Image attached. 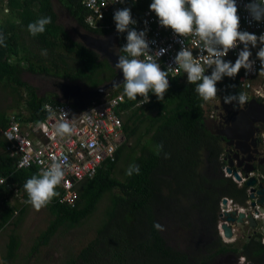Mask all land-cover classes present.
<instances>
[{"label": "trees", "instance_id": "16d2710c", "mask_svg": "<svg viewBox=\"0 0 264 264\" xmlns=\"http://www.w3.org/2000/svg\"><path fill=\"white\" fill-rule=\"evenodd\" d=\"M57 1L68 10L77 28L97 37L115 35L120 45L118 52L124 54L126 37L114 25L92 22L80 0ZM142 6L146 8L148 3ZM42 17H51L52 22L43 33L31 35L28 24ZM0 35L4 37V43L0 44V96L8 94L12 98L10 108L21 124H40L47 116L45 104L59 103L52 93H42L39 86L23 79V73L81 82L90 88L113 78V70L105 62L71 38L52 0H0ZM168 80L169 88L162 101L152 92L147 102L139 95L136 100L124 95L123 103L115 110L123 120V139L114 162L103 163L92 178L79 183L72 208L57 203V196L53 197L46 205L51 219L34 239L32 254L47 245L59 229L67 233L86 224L100 201L107 197L104 215L101 213L103 226L77 254L68 255L63 264H217L219 257L225 260L222 264H237L240 254L246 262L264 264V245L259 233L250 236L241 247L224 243L217 233L216 244L203 253L172 245L164 232L154 227L155 223L162 225L165 204L173 213L174 223L187 228L197 215L215 222L222 197L245 196V187H238L231 178L213 180L201 173L203 153L209 150V158H219L223 150L221 139L203 125V105L207 101L197 94L195 84L170 75ZM120 92L123 84L108 96ZM8 118L7 111L0 109V128L7 126ZM169 128L173 129L170 134ZM132 139L133 144L128 145ZM6 143L0 134V149ZM157 145L163 146L159 155ZM118 163L124 168L118 170ZM131 164L139 165V174L126 175ZM116 170L122 179L115 175ZM0 174L6 177V183L0 185V229L4 230L15 211L14 225L23 220L27 204L21 206L11 197L17 191L19 198L28 200L23 185L38 174V169L35 166L17 169L15 158L0 151ZM8 238L2 260L4 264H14L19 236L12 231Z\"/></svg>", "mask_w": 264, "mask_h": 264}, {"label": "clouds", "instance_id": "9594fccd", "mask_svg": "<svg viewBox=\"0 0 264 264\" xmlns=\"http://www.w3.org/2000/svg\"><path fill=\"white\" fill-rule=\"evenodd\" d=\"M113 3L122 4L124 0H113ZM244 7L252 20H264V0H248ZM149 9L155 13L159 24L170 28L176 36L181 38L192 36L196 39V48L200 53L194 57L192 49L184 44V39H181L178 41L181 48L174 57V63L187 74V81L195 84V91L208 104V100L216 97L218 93L216 84L224 76L234 78L241 68L251 69L253 61L250 60L252 53L249 45L254 48L259 41L261 47L256 52V57L264 66V33L257 36L239 30L240 17L236 0H151ZM113 20L117 32L126 33V44L122 47L124 54L121 55L115 49L119 55L114 65L122 72L124 95L130 100H136L139 95L147 102L149 92H152L162 101L169 88V74L161 69L158 58L164 55L167 49L159 48L153 51L150 43L154 42L147 39V27L139 31L130 27L137 21L133 19L129 7L114 11ZM51 22V17L39 18L28 24V31L33 36L41 34L45 31V26ZM144 23L147 25V21ZM3 43L4 37L0 35V44ZM238 43L242 44L243 48L238 52L235 62L222 59L229 50L237 48ZM42 54L46 55V50H43ZM206 68L211 69L210 75L205 74ZM223 101L225 104H231L233 101L243 104L247 102V96L244 93L228 94L223 97ZM216 104L217 101L213 102L214 106ZM210 105L212 108L213 105ZM64 114L67 116L66 112ZM72 131L70 122L62 119L56 124L54 133L64 136L70 135ZM263 134L264 131L261 133L264 143ZM162 148V145H157V155ZM167 155L165 154V158ZM139 171V165L131 164L126 170V175L139 174ZM63 179V164L58 158L53 157L48 168L33 175L24 183L23 187L28 196L26 203H30L39 211L57 195L56 188ZM154 227L160 231L164 230L159 223H155Z\"/></svg>", "mask_w": 264, "mask_h": 264}, {"label": "built area", "instance_id": "2783aa9c", "mask_svg": "<svg viewBox=\"0 0 264 264\" xmlns=\"http://www.w3.org/2000/svg\"><path fill=\"white\" fill-rule=\"evenodd\" d=\"M80 2L90 14L92 22L101 24L109 21L114 26V11L129 7L133 19L137 21L130 27L138 31L147 27L146 36L150 42H154L150 43L153 51L159 48L167 49L165 54L158 58L161 69L166 70L170 76H176L188 83L187 74L175 65L174 57L181 48L178 42L181 39H184V44L192 49L193 56H197L200 53V50L196 48L197 41L192 36L178 37L170 28L161 26L155 13L149 9L151 0H124L122 4L113 3V0H80ZM146 2L148 6L143 8L142 3ZM236 3L240 17L239 30L248 31L257 36L264 33V20H252L244 7L248 0H236ZM100 15L102 18H99ZM122 34L126 37V33ZM115 44L118 50L120 48L118 39H115ZM260 47L259 41L254 48L249 45L252 53L250 60L253 61L250 70L241 68L234 78L224 76L217 82L218 93L215 98L219 104H225L223 97L234 91L244 93L247 101L255 98L264 102V66L256 57ZM242 48L243 45L238 43L237 48L229 50L222 59L234 63ZM210 73L211 69L206 68L205 74L210 75ZM123 101L124 93L120 92L115 96H106L91 103L85 110H77L60 101L59 103L48 102L45 104L47 116L40 124L35 125V130L27 128L23 130L21 123L13 115L7 126L0 128V134L7 142L5 153L15 158V168L24 169L35 166L38 173L50 166L53 157L58 158L63 164L64 179L56 188L55 201L72 208L78 197L77 185L85 179L92 178L103 163L114 162L115 152L123 139V120L115 110ZM215 110L216 105H213L212 113ZM62 119H67L72 125L73 131L70 135H55V126ZM29 131L36 133L32 135L28 133ZM0 181H4L0 183L4 185L6 177L0 174ZM261 242L264 244V238ZM240 259L244 258L240 257Z\"/></svg>", "mask_w": 264, "mask_h": 264}, {"label": "water", "instance_id": "95a60500", "mask_svg": "<svg viewBox=\"0 0 264 264\" xmlns=\"http://www.w3.org/2000/svg\"><path fill=\"white\" fill-rule=\"evenodd\" d=\"M82 46L93 52L100 61L113 70V78L103 85L94 88L86 87L84 83L63 80L45 76L44 78L53 83L58 96V101L71 105L77 110H85L91 103L105 98L116 87L123 84V75L114 65L118 58V53L114 54L115 37H109L108 41L93 38L90 35L81 37ZM113 50V51H112ZM48 78V79H47ZM238 111H233L234 117L232 125L225 128L211 130L209 128L210 119H204L203 123L212 134L226 139L228 145H232L235 150L233 159L229 158L226 173L230 174L233 180L240 187H245V196L242 203L235 198L222 197L220 200V211L215 227L218 235L222 239H231L234 231L237 237H243L246 229H256L264 234V171L262 165L264 157L261 156L263 142L260 145L258 135L261 132L257 125H264V102L258 99L248 100L246 103H235ZM263 132V131H262ZM259 159V164L257 160ZM222 232V233H221ZM240 255L237 264H252L246 262Z\"/></svg>", "mask_w": 264, "mask_h": 264}, {"label": "rangeland", "instance_id": "374dc122", "mask_svg": "<svg viewBox=\"0 0 264 264\" xmlns=\"http://www.w3.org/2000/svg\"><path fill=\"white\" fill-rule=\"evenodd\" d=\"M53 5L55 8V11L59 15V20L61 24H63L67 31L69 28L73 27L79 30V33L81 36L86 35L87 33H84L82 30L78 29L75 25L74 21L70 18L68 10H66L57 0H52ZM68 33L71 35V31H68ZM72 36V35H71ZM73 37V36H72ZM76 37V36H74ZM116 49V47H115ZM114 49V50H115ZM23 79L28 81L31 84H35L38 86L39 82L36 80V77L34 75L23 73ZM112 79V78H111ZM110 79V80H111ZM108 80V82L110 81ZM107 83V82H104ZM102 83V85L104 84ZM40 85L45 87V91L48 90L47 87L49 86V83L47 81H40ZM5 94V93H4ZM7 96L3 97L0 96V109H5L7 111V114H11L13 116V109L10 108V106L13 104L12 98ZM109 95V94H108ZM107 95V96H108ZM217 98H214L213 100H208L209 105L213 102L217 101ZM217 104L218 101H217ZM221 105V104H219ZM226 106L227 105H224ZM25 112L24 110H22ZM170 133L173 132L172 128H169L167 130ZM134 140H130L128 145H132ZM264 145V144H263ZM122 163V162H121ZM121 163L117 164L118 170H121L123 165ZM125 166V165H124ZM115 175L117 176V170ZM119 179H122V176H117ZM107 197H104L100 204L98 205V208L94 215L88 219L86 224H83L82 226L72 229L70 231H67V233H62L61 229L58 230L57 234L51 238L49 243L47 245H42L39 247V250L37 252H34L33 254L30 252L32 244H34V239L38 234L46 228L50 221V215L45 207H42L39 211L33 208V206L29 209H27V212L25 211L23 215V222L21 224H18L17 226H8V229L5 231H0V264H4V260H2V254L5 252V245L7 240L9 241V238H7V234H9L12 230L16 232V234L19 236V248L17 251V257L14 260V264H63V262L66 260L68 255L74 256L77 254L80 249L86 246V244L95 237V231L99 229L103 223V211L106 205L108 204ZM20 204H23L20 202ZM103 215H102V214ZM166 227H168L166 225ZM179 248H184V244H179L175 242V244H172ZM73 252V253H72ZM29 253L31 255H29ZM223 258L219 257L216 259L217 264H222L221 260ZM13 262V261H11Z\"/></svg>", "mask_w": 264, "mask_h": 264}, {"label": "flooded vegetation", "instance_id": "af4514ba", "mask_svg": "<svg viewBox=\"0 0 264 264\" xmlns=\"http://www.w3.org/2000/svg\"><path fill=\"white\" fill-rule=\"evenodd\" d=\"M101 24H110V22L106 21V22L101 23ZM68 31L72 32L71 35L73 37H71V38L74 41L81 42L82 36L79 33V30L71 27L68 29ZM83 32L87 33L85 31H83ZM86 35H90L93 38H100V39H103L106 41H108V39L110 37V36L97 37V36L89 34V33H87ZM74 36H76V37H74ZM113 36H115V35H113ZM115 53L117 54V52L114 50V54ZM97 58H98V56H97ZM98 60L100 61V59H98ZM103 62H105V61H103ZM35 77H36V80H39L38 86H39V89L42 93L49 92V93L53 94L52 97L58 96V91L56 90L53 83L49 82L48 80H46L43 77H40L37 75ZM40 81H47L49 83V86H51V87H47L48 90L45 91V87L40 85ZM106 82H108V81H106ZM87 86H89V85H87ZM259 101H262V100H259ZM233 102H235V101H233ZM233 102L231 104H224V105H227V107L223 106V104L219 105V106H218V104H216V106H218L217 107L218 109H216L214 113H212V108L210 107L211 105H209L207 102L203 105V107L205 109L203 121H204V119H210L209 120L210 121L209 128L211 130H218V129L225 128L227 125H232V120L234 117L233 111H238L239 109H241L243 107V105H242L240 108H238L235 103L233 104ZM203 125L208 130V128L206 127V125L204 123H203ZM257 126H259L260 130H261V132L258 135V139L260 141L259 144L261 145L263 142V138L261 136V133H262V131H264V125L260 124ZM214 135H216V134H214ZM216 136H218V135H216ZM219 137L221 139V144L223 145V150L220 153L219 158H214V157L209 158L210 151L207 150L206 152L203 153L204 160L202 161L200 170H201V173L205 176V178H208V179L221 180L222 178H224V179L231 178L233 180L232 176L230 174L228 175L226 173L225 167L227 166V161L229 160V158H231V159L235 158L234 157L235 150L232 148V145H228L226 139H224L221 136H219ZM261 156H263V153L261 154ZM257 163L259 164V159L257 160ZM261 167H262V169L264 168L263 165ZM218 188L224 189L223 186H218ZM219 211H220V205L218 207V213H219ZM161 213L163 215H161L162 218L160 219V221H161V224L164 226V228H163L164 229L163 230L164 236H165V238H168L172 244H175V242H177L179 244H184V247L186 249L200 250L203 253H206L207 252L206 250L211 248L212 244H216L215 241L217 239V230L215 227V223L217 220L215 222L207 221V220H204L203 218H201L200 215H197V217H194L195 220L194 219L192 220V225L190 227L186 228V225L184 227H180V226H177L178 224L176 225V223H174L173 213L171 212V210L167 204H165L162 207ZM217 219H218V214H217ZM166 225L168 227H166ZM190 233H192V234H190ZM224 261L225 260H221V263Z\"/></svg>", "mask_w": 264, "mask_h": 264}, {"label": "crops", "instance_id": "0c3cea01", "mask_svg": "<svg viewBox=\"0 0 264 264\" xmlns=\"http://www.w3.org/2000/svg\"><path fill=\"white\" fill-rule=\"evenodd\" d=\"M34 76H36V75H34ZM37 76H40V77H43L44 78V76L43 75H37ZM38 82H39V80H37ZM12 118V115L11 114H9V118H8V122H9V120ZM28 124H31V123H29L28 122ZM28 124H22V127L24 128L23 130H25V128H27V129H34L35 130V125H33V124H31L30 126H28ZM29 134H32V135H34L36 132H32V131H29L28 132ZM0 151H3V152H5V148H3V149H0ZM262 153H263V157H264V146H263V149H262ZM263 166H264V163H263ZM79 185V184H78ZM77 185V186H78ZM238 187H240L239 185H238ZM8 188H10V187H8ZM56 197V196H55ZM236 199V201L238 202H240V203H242V201H243V198L242 197H237V198H235ZM11 200L12 201H15V200H18V202H21V203H26V201H24L22 198H19L18 197V193H17V191L15 192V194L11 197ZM27 204V209H29V207L31 208L32 207V205L30 204V203H26ZM20 205V204H19ZM21 206H22V204H21ZM20 206V207H21ZM19 207V206H18ZM27 212V211H26ZM15 215H17L16 213H14L13 214V216L12 217H14V218H12V222L8 225V226H15L14 225V220H15ZM23 222V220L22 221H20V223H18V224H21ZM17 224V225H18ZM16 225V226H17ZM8 226L4 229V230H1L0 229V231H5V230H7L8 229ZM12 231H14V230H12ZM11 231V232H12ZM256 233H259L260 235H261V239L262 238H264V234L260 231V229H256V231L254 232L252 229H246V232H245V235L243 236V237H237L236 236V234H237V232L236 231H234V235H233V237L231 238V239H222V237H221V235H220V237H221V239H222V241L224 242V243H227V244H236L238 247H241L243 244H245L247 241H248V239L250 238V236H252V235H254V234H256ZM7 238H8V234H7ZM7 242H8V240H7ZM6 242V243H7ZM262 243V242H261ZM264 245V244H263ZM241 255V254H240ZM243 256V255H242ZM245 258V257H244Z\"/></svg>", "mask_w": 264, "mask_h": 264}, {"label": "bare ground", "instance_id": "6f19581e", "mask_svg": "<svg viewBox=\"0 0 264 264\" xmlns=\"http://www.w3.org/2000/svg\"><path fill=\"white\" fill-rule=\"evenodd\" d=\"M211 107V106H210Z\"/></svg>", "mask_w": 264, "mask_h": 264}]
</instances>
